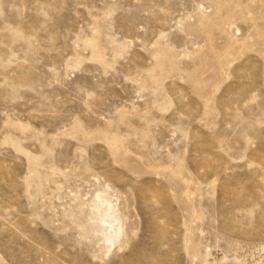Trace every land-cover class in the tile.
<instances>
[{
	"label": "rangeland",
	"instance_id": "rangeland-1",
	"mask_svg": "<svg viewBox=\"0 0 264 264\" xmlns=\"http://www.w3.org/2000/svg\"><path fill=\"white\" fill-rule=\"evenodd\" d=\"M0 264H264V0H0Z\"/></svg>",
	"mask_w": 264,
	"mask_h": 264
}]
</instances>
